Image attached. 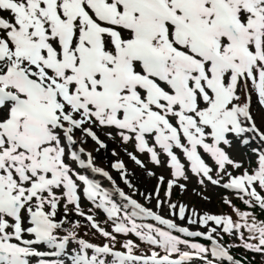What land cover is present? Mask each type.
Wrapping results in <instances>:
<instances>
[{"label": "snow or ice", "instance_id": "snow-or-ice-1", "mask_svg": "<svg viewBox=\"0 0 264 264\" xmlns=\"http://www.w3.org/2000/svg\"><path fill=\"white\" fill-rule=\"evenodd\" d=\"M193 177L245 209L175 200ZM233 248L264 264V0H0V264H250Z\"/></svg>", "mask_w": 264, "mask_h": 264}, {"label": "rangeland", "instance_id": "rangeland-1", "mask_svg": "<svg viewBox=\"0 0 264 264\" xmlns=\"http://www.w3.org/2000/svg\"><path fill=\"white\" fill-rule=\"evenodd\" d=\"M90 145L91 144H89V146ZM256 146H259L258 143L256 144ZM233 155L235 156V158L237 160H245L247 156H252V153H251V151H249L245 148H238L233 153ZM121 158H123L125 160V162L129 168L134 169L136 171L137 178L134 180V182L137 184L138 187H140V190L144 191L145 187H147L150 190L151 187L154 185L155 181L151 180V179H145L143 177L142 173L140 172V170L131 161H129L127 156H125L123 153H121ZM141 159H143L145 161V163L148 164L149 168H152L153 171H156L158 175L163 174L166 178L168 177L169 173H168L167 169L155 168L149 162V158L147 155L142 156ZM112 160H113V158L110 155L107 157H105L104 155L102 157L101 156L99 157V161L102 163V165L105 166L106 168H108L109 170H111L110 164H111ZM253 160H254V158H253ZM112 174L114 175V178L117 179V182L120 184V186L124 187L125 190L127 191L126 186L123 185L122 182H120L119 176L115 173V171H112ZM101 182L103 183V185L105 187L110 186L108 184V182L103 180V178H101ZM188 189H189L188 192L183 196L180 195V193L178 191H176L174 194V199L178 200V201L185 202V203L189 204L190 206L195 207L198 211H201V212L206 211L203 209V202H205L208 205V210H210V211H208L209 213L213 214L211 211H214V209H218L220 211L219 214H225L224 208L227 207L228 204L225 203L224 197H228L232 201L235 199L232 192H229V191H226L222 188L213 186L210 183L207 184L206 190L201 188L198 185L195 177H193L191 182L189 183ZM193 189H195L198 192H202L204 196L208 197V199H201L200 196L194 195ZM141 202H143L142 199H141ZM82 206L86 212L89 208L92 207V205L86 201L83 203ZM169 218H173V217H169ZM96 219H97V221H99L101 223L102 227H106L108 231H112L113 226H112L110 221H107V218L102 211H99V210L96 211ZM174 219H177V218H174ZM177 222L181 223L183 226H189L191 230H204L202 227L197 228L196 226L187 225L186 222H181L178 219H177ZM80 233L82 236H84L86 239H89L91 242H94V243H103L104 242V240L99 236L98 232L94 229H90V228L86 229L84 227H81ZM133 237L129 236L128 238L133 239L137 243H140L138 240H136L135 237H134L135 239ZM118 239L122 243L125 240V237L119 236ZM117 247H119V245H117ZM141 248H144L143 244H141Z\"/></svg>", "mask_w": 264, "mask_h": 264}, {"label": "trees", "instance_id": "trees-1", "mask_svg": "<svg viewBox=\"0 0 264 264\" xmlns=\"http://www.w3.org/2000/svg\"><path fill=\"white\" fill-rule=\"evenodd\" d=\"M233 205H235L236 207L240 208L241 210L245 209V205L241 202V201H235L233 203ZM228 213L230 215L233 216V218L235 219V214L233 212V208L230 207L229 210H228ZM259 214V213H258ZM223 240L225 243H228L229 242V237L228 236H224L223 237ZM201 242H204L203 240H201ZM238 243V241L236 242ZM232 255L237 258V259H241L243 257H247L248 261H250V264H262V258L260 256H256L254 259H253V256L251 253H246L243 248H233L232 249Z\"/></svg>", "mask_w": 264, "mask_h": 264}, {"label": "bare ground", "instance_id": "bare-ground-1", "mask_svg": "<svg viewBox=\"0 0 264 264\" xmlns=\"http://www.w3.org/2000/svg\"><path fill=\"white\" fill-rule=\"evenodd\" d=\"M258 142H256V144H257ZM89 148H91V145L90 146H88ZM101 157L103 156L102 154L100 155ZM100 164L102 165V163L100 162ZM103 166V165H102ZM95 178H99L98 176L97 177H95ZM203 209L204 210H206L207 212L208 211H210V210H208V205H207V203H205V202H203ZM213 214H217V215H219V213H220V211L218 210V209H214V211H211Z\"/></svg>", "mask_w": 264, "mask_h": 264}]
</instances>
